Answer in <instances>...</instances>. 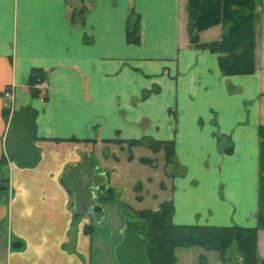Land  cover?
Wrapping results in <instances>:
<instances>
[{
  "label": "crops",
  "instance_id": "0c3cea01",
  "mask_svg": "<svg viewBox=\"0 0 264 264\" xmlns=\"http://www.w3.org/2000/svg\"><path fill=\"white\" fill-rule=\"evenodd\" d=\"M186 5L0 0V264H95L105 213H81L66 176L106 140L174 142V223L257 225L262 74L225 76L217 53L191 47ZM33 68L47 70L39 95Z\"/></svg>",
  "mask_w": 264,
  "mask_h": 264
},
{
  "label": "trees",
  "instance_id": "16d2710c",
  "mask_svg": "<svg viewBox=\"0 0 264 264\" xmlns=\"http://www.w3.org/2000/svg\"><path fill=\"white\" fill-rule=\"evenodd\" d=\"M257 0H187L188 34L191 47L208 49L219 55V67L225 76L252 74L256 70L254 9ZM240 8H246L242 13ZM127 28V40L139 42L138 16L131 11ZM222 24L225 30L211 40H202L201 33ZM47 70L33 68L28 78V87L33 95L41 93L38 85L46 81ZM260 175L257 225H204L176 224L173 222L172 199L163 200L158 210L143 209L134 212L136 220H128V231L144 235L143 244L148 264H176L175 250L180 246H201L207 251L216 250L228 263L230 251H235L242 264H264L257 251L258 230L264 228V126H260ZM151 142L153 152L164 149L167 164L176 163L174 142L155 141L147 137L130 140H106L123 146ZM147 141V143H149ZM107 193V194H106ZM115 196L107 188L101 198ZM202 264L205 258L202 257Z\"/></svg>",
  "mask_w": 264,
  "mask_h": 264
},
{
  "label": "rangeland",
  "instance_id": "374dc122",
  "mask_svg": "<svg viewBox=\"0 0 264 264\" xmlns=\"http://www.w3.org/2000/svg\"><path fill=\"white\" fill-rule=\"evenodd\" d=\"M240 11L248 12L246 8H240ZM224 30L225 27L218 24L201 34L202 37L210 39L207 36L209 33L216 37ZM254 30L256 68L262 74L264 87V0H257L256 3ZM261 107L260 119L261 125L264 126V97ZM15 126L11 133L19 134L21 128ZM23 141L25 144L22 147L26 148V136ZM147 141L149 142L145 140V143L134 146L127 144L122 146L117 143L101 144L100 147L96 145L93 155L85 157L80 167L68 169L70 171L66 179L72 180L73 188L81 202L96 200L93 199L90 186L96 189L97 184L105 183L104 174V177L95 174L97 167L99 171L108 172L107 186L115 191V196L102 198L100 201L105 210L103 221L93 223V238L95 249L97 248L94 254L95 264H148L143 244L144 235L133 230L128 231L127 221L136 220L135 211L158 210L163 200L171 199L170 176L179 171V167L176 163L167 164L164 149L153 152L150 148L151 142ZM28 157L26 153L19 156V160H27ZM119 242L120 246L113 250V245ZM257 247L259 257L264 259V228L258 230ZM175 256L176 264H202V257L205 258V264H242L241 257L234 250L228 253L227 258L230 257L231 261L226 263L218 251H207L197 245L177 247Z\"/></svg>",
  "mask_w": 264,
  "mask_h": 264
},
{
  "label": "water",
  "instance_id": "95a60500",
  "mask_svg": "<svg viewBox=\"0 0 264 264\" xmlns=\"http://www.w3.org/2000/svg\"><path fill=\"white\" fill-rule=\"evenodd\" d=\"M103 174L106 176L107 182H109V174H108V172H104ZM2 188L3 187L0 186V189H2ZM97 188L99 190L103 191V190H105L107 188V185H103L102 184V185H99ZM73 207H75V199H73ZM89 208H90L89 212L91 214L100 213L101 217L104 216V213H105L104 212V208L100 204H94L93 206H90Z\"/></svg>",
  "mask_w": 264,
  "mask_h": 264
},
{
  "label": "flooded vegetation",
  "instance_id": "af4514ba",
  "mask_svg": "<svg viewBox=\"0 0 264 264\" xmlns=\"http://www.w3.org/2000/svg\"><path fill=\"white\" fill-rule=\"evenodd\" d=\"M103 172L104 171H100V172H98L99 173V175L100 176H102L103 175ZM103 177H104V175H103ZM108 183H107V178L105 177V183L103 184V185H107ZM99 185H102V184H98V185H96V188H97V186H99ZM108 187V186H107ZM101 191V190H100ZM96 198V195L95 194H93V199H95ZM101 198V195L99 196V199ZM74 199H76V195L74 194ZM92 200H90V201H88V200H86V201H84V203L82 204V212L81 213H90L89 212V210H90V205L92 206V202H91ZM94 205V204H93Z\"/></svg>",
  "mask_w": 264,
  "mask_h": 264
},
{
  "label": "built area",
  "instance_id": "2783aa9c",
  "mask_svg": "<svg viewBox=\"0 0 264 264\" xmlns=\"http://www.w3.org/2000/svg\"><path fill=\"white\" fill-rule=\"evenodd\" d=\"M44 85H45V83H44ZM38 87H39V85H38ZM5 96H6V97H12V90H10V89H8V88L5 89ZM10 105H11L10 102L5 103V107H6V108H11Z\"/></svg>",
  "mask_w": 264,
  "mask_h": 264
}]
</instances>
